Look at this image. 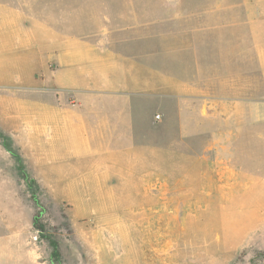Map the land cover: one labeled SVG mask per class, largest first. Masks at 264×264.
Instances as JSON below:
<instances>
[{"label":"rangeland","instance_id":"1","mask_svg":"<svg viewBox=\"0 0 264 264\" xmlns=\"http://www.w3.org/2000/svg\"><path fill=\"white\" fill-rule=\"evenodd\" d=\"M208 9L216 56L237 12L264 30V0H0V134L44 209L0 137V264H264V119L179 113Z\"/></svg>","mask_w":264,"mask_h":264},{"label":"crops","instance_id":"2","mask_svg":"<svg viewBox=\"0 0 264 264\" xmlns=\"http://www.w3.org/2000/svg\"><path fill=\"white\" fill-rule=\"evenodd\" d=\"M206 12L207 15H204L203 11L196 15L193 11L194 22H198L197 30L194 29L196 26L193 23L192 32L195 35L191 42L194 49L192 55L194 73L191 79L185 77L179 79L181 89L179 113L181 111L184 115L186 111L184 104L192 100L199 103L202 112L207 111L213 116L219 114L225 121L235 120L240 130L245 123V126L247 123L257 125L264 119V30L256 26L251 17L253 15L237 12L234 16L248 17L250 25L245 27H249L250 33L245 34V38H248L250 43L245 40L244 45L239 44L237 61L232 56L235 46L230 40H224L226 42L223 41L222 45L218 46L217 49L223 52L216 56L214 52L211 53V48L216 47L208 46L205 40H201V30L220 28H216L217 20L215 16H211L214 9H208ZM217 19L218 26H221L219 25L221 19ZM201 41L204 48L199 50ZM248 51H252L254 57H248ZM182 63H185L184 57Z\"/></svg>","mask_w":264,"mask_h":264},{"label":"trees","instance_id":"3","mask_svg":"<svg viewBox=\"0 0 264 264\" xmlns=\"http://www.w3.org/2000/svg\"><path fill=\"white\" fill-rule=\"evenodd\" d=\"M0 137L2 138L3 140V145L9 149L10 152H12V154L17 158V161L19 163V167H20V171H21V175L22 177L27 181V184L29 186L30 189L34 188V181L29 177V174L24 170V166L22 164V160H21V157L19 156V154H17L11 147H10V144L8 143V139H6V136L3 135V134H0ZM31 195H32V198L34 199V201L37 203V205L41 208L40 209V212H39V216L38 218L42 215L44 209L42 208V205L40 204V201H39V198L36 194V191L34 189H32V192H31ZM53 244V247H54V252L53 254L56 255L58 254V248H57V243L53 240L52 242Z\"/></svg>","mask_w":264,"mask_h":264}]
</instances>
